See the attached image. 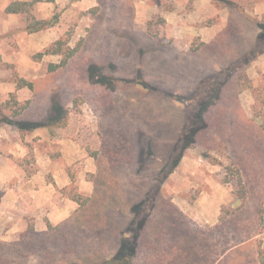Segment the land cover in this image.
I'll use <instances>...</instances> for the list:
<instances>
[{
  "label": "rangeland",
  "instance_id": "rangeland-1",
  "mask_svg": "<svg viewBox=\"0 0 264 264\" xmlns=\"http://www.w3.org/2000/svg\"><path fill=\"white\" fill-rule=\"evenodd\" d=\"M11 1L0 264H104L129 241L132 264H259L264 0ZM59 37L77 50L52 69Z\"/></svg>",
  "mask_w": 264,
  "mask_h": 264
},
{
  "label": "trees",
  "instance_id": "trees-1",
  "mask_svg": "<svg viewBox=\"0 0 264 264\" xmlns=\"http://www.w3.org/2000/svg\"><path fill=\"white\" fill-rule=\"evenodd\" d=\"M41 1L54 2L55 0H15V1H11L6 6L5 11L10 12V13H27L28 14L30 13L33 5ZM38 23H40V21H35V20L30 19L28 21V28L32 30L38 29L39 28V26H37ZM261 26L264 32V25H261ZM76 50H77V47H71L69 45L67 38L59 37L58 39L54 40L50 45H48L43 51L39 52L38 55L42 56L43 54H47V53L48 54H60L62 56L61 61L57 64L50 65L52 69H56V68H59L65 65L67 61L69 60V58H71L74 55ZM22 82L23 83H20L21 86L27 84L29 87H31L30 82H25L23 80ZM261 100L264 102V99H261ZM27 106H28V102H26L19 109L15 110L13 112V116L20 115L23 112V110L27 108ZM36 126H39V125H30L29 128H34ZM194 131L195 129H192L191 134ZM133 251H134V246L131 241L123 242L121 246L119 247V250L117 254L115 255V257L105 262L104 264H132L130 256L133 254ZM257 255L259 258V264H264V248L261 246L260 241H258L257 243Z\"/></svg>",
  "mask_w": 264,
  "mask_h": 264
}]
</instances>
